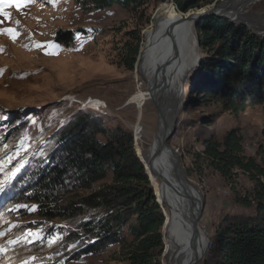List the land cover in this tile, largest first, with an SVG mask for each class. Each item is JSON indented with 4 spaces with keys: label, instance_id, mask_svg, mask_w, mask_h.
<instances>
[{
    "label": "rangeland",
    "instance_id": "374dc122",
    "mask_svg": "<svg viewBox=\"0 0 264 264\" xmlns=\"http://www.w3.org/2000/svg\"><path fill=\"white\" fill-rule=\"evenodd\" d=\"M238 2L231 11L236 12L235 19L240 14ZM169 3L177 8L174 0H148L134 10L118 4L88 8L80 0H0V264H120L124 259L122 244L97 253L79 252L95 237L80 223L92 213L97 216V209L76 217L46 219L37 215L35 204L10 201L14 182L45 152L55 131L81 115L97 120L104 129L119 125L130 130L135 151L143 159L153 147L162 120L157 106L168 121L176 114L168 144L202 196L201 231L205 229L210 239L225 214L256 215L254 204L236 202L237 196L252 190L249 176L235 170L227 179L209 167L202 142L208 137L222 140L228 130L237 128L246 154L260 161L264 104H248L243 111H221L206 126L202 117L215 109L214 104L208 109H184L186 88L196 66L184 75L178 98L167 102L163 94L156 93L155 101L151 97L132 100L140 93L147 97L148 88L139 71L119 63V52L125 43H133L135 32L141 30L140 59L143 32L157 9ZM244 12L237 20L256 34L264 32V0L247 6ZM68 29L82 31L71 42L58 40L57 32ZM194 30L197 40L196 26ZM198 52L199 61V46ZM110 181L109 174L103 182ZM122 236L126 242L132 239L126 230ZM165 247L164 242L161 262L169 264Z\"/></svg>",
    "mask_w": 264,
    "mask_h": 264
},
{
    "label": "trees",
    "instance_id": "16d2710c",
    "mask_svg": "<svg viewBox=\"0 0 264 264\" xmlns=\"http://www.w3.org/2000/svg\"><path fill=\"white\" fill-rule=\"evenodd\" d=\"M80 1L88 8L118 4L129 10L148 2ZM214 1L174 0L180 14ZM78 31L82 30L58 31L57 38L71 42ZM140 32L119 52V63L130 71L139 55ZM196 32L201 58L186 88L184 109H208L214 104L215 109L202 117L209 126L221 111H243L248 104H264V36L219 16L202 19ZM52 138L45 152L14 182L10 201L35 204L37 215L46 219L76 217L97 209V216L92 213L80 223L95 235L79 248L81 254L122 244L126 249L120 264H163L166 214L146 164L135 151L132 132L119 125L104 129L97 120L81 115L55 131ZM202 145L207 165L223 177L232 178L235 170L249 176L253 188L237 196L236 202L254 204L256 211V215L225 214L210 237L212 247L203 264H264V149L260 161L246 154L237 128L228 130L222 140L208 137ZM109 174L111 181L103 182ZM125 230L132 236L130 242L122 236Z\"/></svg>",
    "mask_w": 264,
    "mask_h": 264
},
{
    "label": "bare ground",
    "instance_id": "6f19581e",
    "mask_svg": "<svg viewBox=\"0 0 264 264\" xmlns=\"http://www.w3.org/2000/svg\"><path fill=\"white\" fill-rule=\"evenodd\" d=\"M256 1L258 0H239L237 5L240 14L238 13L236 18H242L247 6ZM194 9L196 10L180 14L176 11L174 4L169 3L154 13L150 27L144 31L145 41L138 62V71L145 80L155 84V90L153 94L148 91L147 97H143L140 93L132 100L141 101L152 98L156 93L163 94L167 102L170 98L179 97L185 74L196 66L199 58L194 30L196 20L193 18L198 10ZM235 14L236 12H231L227 15L234 18ZM165 129L164 120H161L154 136L152 149L144 155V160L140 159L146 164L159 201L166 206H164L166 226L163 227L165 228L163 241L168 249L166 255L169 264H187L191 251L197 243L195 234L190 230V217L199 213L203 199L195 191L196 186L187 181L185 172L178 164L177 153L168 143L152 156L156 140L165 134ZM149 159H151L150 162H148ZM151 168L163 173L164 180L151 174ZM187 200L191 202L189 217L186 216ZM211 247L212 241L208 239L206 253Z\"/></svg>",
    "mask_w": 264,
    "mask_h": 264
},
{
    "label": "water",
    "instance_id": "95a60500",
    "mask_svg": "<svg viewBox=\"0 0 264 264\" xmlns=\"http://www.w3.org/2000/svg\"><path fill=\"white\" fill-rule=\"evenodd\" d=\"M236 1L237 0H215L214 2H212L210 4H207V5L203 6V7L197 8V10H198L197 13L195 15H193V18L196 20L195 26L202 19H204L206 17H209V16L227 17L233 22L242 23L239 20H237L235 18H231V17H229L227 15L228 13H230L232 11L233 4ZM143 34H144V32H143ZM259 34L264 36V32H261ZM197 44H198V42H197ZM139 53H140V51H139ZM138 60H139V56H138L137 62L135 64L136 72H138ZM142 79L145 80L144 77ZM145 81H146V85H147L148 91L152 92V94H153V92L155 90V84L149 82V80H145ZM152 99L155 101L156 96H154V97L152 96ZM129 102H131V100H129ZM157 109H158V112L160 114V117L162 118V120H164V125H165V128H166L165 129L166 131H165V134L162 135V137H160L158 140H156V143L154 145L155 146L154 147V151L152 152V156L163 145L168 143V140L170 139L171 135L173 134L174 127H175V116H176V114H175V116H173L171 121H168V119H166L165 114L163 113V110L160 109L158 106H157ZM173 151H175V149H173ZM137 156L139 157L138 154H137ZM150 160L151 159H149L148 162H150ZM141 162L143 163L142 160H141ZM178 164L180 165V167L185 172L187 181L189 183L193 184V182L189 179V177L187 175V171L181 166V164L179 162V158H178ZM151 174H153L154 176L159 177L161 180H164L163 173H161L158 170H155V169L151 168ZM168 184L171 185L170 183H168ZM156 201L159 203V201L157 199H156ZM187 201H188V207H187V210H186V216L189 217L190 212H191V202L189 200H187ZM159 205L161 206L160 203H159ZM161 208H162V206H161ZM163 214L165 216L164 210H163ZM200 217H201V209H200V211H199V213L197 215H192L190 217V221H191V229L190 230L195 234L197 243H196V245L194 246V248L191 251L190 259H189L187 264H199V262L205 257V254H206V251H207L208 238H207L206 235H204L202 233L201 228L198 226V220H199ZM165 226H166V218H165V221H164L162 227H165ZM166 251H168L167 247H165V253H167Z\"/></svg>",
    "mask_w": 264,
    "mask_h": 264
},
{
    "label": "snow or ice",
    "instance_id": "6c2138e0",
    "mask_svg": "<svg viewBox=\"0 0 264 264\" xmlns=\"http://www.w3.org/2000/svg\"><path fill=\"white\" fill-rule=\"evenodd\" d=\"M50 2H51V0H50ZM17 7H20V5L19 4H17L16 5ZM18 23V22H17ZM10 35H12L13 34V30L12 29H7L6 30ZM13 39H15V35H13ZM57 47H58V45H57ZM3 70H0V72H2ZM0 235H3V233H0ZM12 243H15V241H12ZM0 250H2V249H0Z\"/></svg>",
    "mask_w": 264,
    "mask_h": 264
},
{
    "label": "built area",
    "instance_id": "2783aa9c",
    "mask_svg": "<svg viewBox=\"0 0 264 264\" xmlns=\"http://www.w3.org/2000/svg\"><path fill=\"white\" fill-rule=\"evenodd\" d=\"M203 230H204V232L206 233V230H205V229H203ZM207 234H208V233H207ZM207 234H206V236H208Z\"/></svg>",
    "mask_w": 264,
    "mask_h": 264
}]
</instances>
